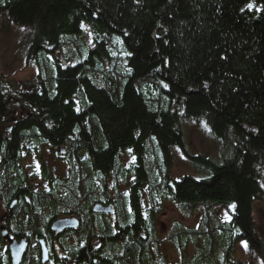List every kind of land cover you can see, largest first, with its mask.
<instances>
[{
	"label": "trees",
	"instance_id": "1",
	"mask_svg": "<svg viewBox=\"0 0 264 264\" xmlns=\"http://www.w3.org/2000/svg\"><path fill=\"white\" fill-rule=\"evenodd\" d=\"M249 2L264 5V0H0L4 14L27 29L29 55L39 50L55 55L64 45L70 49L86 29L104 37L82 65L58 69V89L33 98L34 107L44 111L34 116L37 123L51 119L54 126L48 132L61 140L88 120L92 130L81 127L80 141L107 170L116 150L150 144L171 162V148L185 149L173 108L155 112L163 100L187 117L204 118L231 155L223 164L199 158L212 171L206 180L164 178L163 186L175 189L188 205H235L230 240L243 238L253 252H260L252 212L254 200L264 192V11L246 9ZM114 33L122 36V49L113 57L109 41ZM73 55L64 60L75 62ZM106 60L127 62V78L119 73L115 78ZM95 67L105 78L102 88L91 81L97 77ZM81 103L90 118L74 114ZM103 138L105 151L98 146ZM148 163L153 184L159 173ZM214 228L226 229L220 224ZM213 230L201 231L210 243L206 250L215 261L224 250L231 258L237 239L223 242Z\"/></svg>",
	"mask_w": 264,
	"mask_h": 264
},
{
	"label": "flooded vegetation",
	"instance_id": "2",
	"mask_svg": "<svg viewBox=\"0 0 264 264\" xmlns=\"http://www.w3.org/2000/svg\"><path fill=\"white\" fill-rule=\"evenodd\" d=\"M7 82L0 78V264H229L228 251L215 261L206 250L207 237L195 228L205 217H198L193 202L184 210L164 180L152 184L144 168L124 164L132 149L120 150L103 169L80 141L81 127L91 130L88 120L56 140L48 132L51 120L37 123L34 117L42 110L23 91L32 84L22 89L21 80H14L7 89ZM83 149L87 161L80 157ZM225 208L212 210L215 226L226 228L223 242L231 221L227 212V218L222 215ZM180 220L183 225L173 227Z\"/></svg>",
	"mask_w": 264,
	"mask_h": 264
},
{
	"label": "rangeland",
	"instance_id": "3",
	"mask_svg": "<svg viewBox=\"0 0 264 264\" xmlns=\"http://www.w3.org/2000/svg\"><path fill=\"white\" fill-rule=\"evenodd\" d=\"M2 16L3 18L0 17V77L5 76L7 78L13 79V76H15L17 79H26L31 76V70L28 68L29 60L27 58L29 45L25 39L28 31L25 27L13 23L6 14H2ZM112 35L113 36L110 37L111 40L109 42H111V45L113 47L112 50L114 52H111L110 55L114 57L118 56V54L120 53L122 49V41L119 38V34L114 33ZM103 38L104 37L97 34L96 32H92L89 35H85L84 38L79 37V43L71 47L70 49L67 45H64V51L58 50L55 54L59 60H62V63L58 62L59 65L67 67L69 65L72 66L84 63L83 59H85L86 54L89 52V50L94 49L97 43ZM110 38L106 39L109 40ZM63 39L66 40L67 38ZM77 45L78 48L76 52ZM80 54L82 55L79 56ZM70 55H73L75 62L72 63L64 60ZM109 64V61L106 60V68L111 70L112 68L108 67ZM150 92L153 94V90H150ZM146 94L148 93L146 92ZM178 125L183 133L185 149H171V156H173L174 159H172L170 163H167L164 157L161 159L163 161L162 163L165 165V168L158 171V180H164V178L166 180L167 178H171L172 180H181L186 176H190L195 179L210 177L212 172L211 168L206 165L207 163L205 161L199 159V157L201 158L203 156L205 160H211L216 164H220L222 157L224 159L231 155V148L226 144V142L216 137L211 132L204 118H183L180 120ZM193 204L198 207L199 211H201L199 212L198 217H200V214L202 213V215L205 217L204 220L207 221L206 223H204L203 221H199L201 220L199 219L198 223L195 225V228H197L198 231H204L208 229V227L217 230L216 228H214L216 224L215 219L217 220V217L213 216L214 213L212 212V210L215 209L219 204L215 203L214 201H207L201 204ZM231 206L232 205H229L227 208H225L224 213H222L225 218L228 217V213V219L231 220L229 221L230 224L233 221V218L231 216L234 213V208ZM208 214L209 216L207 217ZM252 216L255 227L254 231L261 246L260 253H253V250L245 240H238L239 238H236L237 240L234 241L235 243H233L232 247L233 257L232 259L228 258L229 264H234L233 261H236V257L240 259L241 264H264V192L261 194V196L259 195V197L254 200ZM225 225H229L228 220ZM215 230L213 231L216 236L221 237L222 231ZM229 232H231L230 229ZM230 235L231 233H228V237ZM194 239L196 240L197 237H194ZM234 239L235 238H232L230 240L229 237L228 241H230L231 243V241ZM242 242H246L247 247H245L244 243ZM205 246L206 249H208L210 243H207Z\"/></svg>",
	"mask_w": 264,
	"mask_h": 264
},
{
	"label": "bare ground",
	"instance_id": "4",
	"mask_svg": "<svg viewBox=\"0 0 264 264\" xmlns=\"http://www.w3.org/2000/svg\"><path fill=\"white\" fill-rule=\"evenodd\" d=\"M87 30V33L86 35H89L90 33H92V30ZM91 37V36H89ZM119 38L120 40L122 39V36L119 35ZM122 41V40H121ZM59 51H64L63 49H60ZM125 55V53H124ZM43 56L44 59L42 60H39L38 58H41ZM27 58H28V67H31V76L26 78V79H17L16 77L11 79L9 78V82L10 81H14V80H21V85H20V88H24V84L25 83H29V84H32L33 86V89H28V88H25L23 91L24 92H27V91H30V95L28 96V100L30 99L32 102H33V105L34 106H37L36 105V102L33 100V98L36 96V97H42L45 92L49 89H58L59 87V84H60V81L62 82V80L60 79L59 77V71L58 69L60 70H66V67L64 66H61L59 65V63H62V60H58L59 63L55 60L57 59L56 55H52L50 52H44L43 54L41 53V50L39 51H35V52H31V55H29V52L27 54ZM126 61H128L127 57L125 59ZM110 62V66L112 65V73L114 75L115 78L118 77L119 74H121L122 77H124L123 79L125 80L127 78V68H128V63L127 62H120V61H109ZM83 64V63H82ZM82 64H77V65H82ZM98 63H95L93 62V65H97ZM109 66V65H108ZM127 67V68H126ZM96 68V67H95ZM130 69V68H128ZM125 72V73H124ZM119 73V74H118ZM37 76V80H34L33 79V76ZM94 75H96L97 77L96 78H92L91 81L92 83L94 84V86L96 88H102L106 85V83L104 82L105 81V78H103V74L101 73L100 74V70H98V68H96V70H94ZM126 77V78H125ZM0 78H7L5 76H2ZM112 79V78H111ZM9 82H7L5 85H7ZM33 84H40L41 86L39 87H35V85ZM10 86L7 85V89L9 88ZM19 88V89H20ZM17 88H14L13 92H16ZM12 92V93H13ZM48 95V94H47ZM51 95V94H50ZM78 99V97H76ZM163 103H168L167 100H163ZM164 104H161V105H158V108L156 110L158 111H155V112H159V113H164L166 112L167 109L170 110V108H173V111L171 114H175L176 115V119L178 121V124L180 122L181 119L183 118H187V119H193L191 117H187L183 112L182 110H177V109H174V106L171 104H167L166 106H164ZM86 105H83V103L79 104V108H75L73 109L74 111V114L75 115H80L81 118H83V115L85 116V118H90V113L88 112V110H85V107ZM168 106V107H167ZM37 108V107H35ZM38 109L41 110L40 107H38ZM44 112V111H42ZM29 116H32V113H29L28 114ZM51 120V119H49ZM40 122V121H38ZM42 122H46V121H42ZM47 123V122H46ZM49 124H53L52 123V120L50 122H48ZM54 126V125H53ZM100 127V126H99ZM53 128V127H52ZM92 130V128H90ZM100 128H98L99 130ZM2 133V132H1ZM100 137L102 138L103 137V133L101 132L100 134ZM104 141H101L102 144L98 145L100 147V149L102 150H106L107 148V142L106 140L103 138ZM183 144L185 145V141L183 139ZM130 149H132V154L131 155H126L125 154V160H124V164L129 166L130 168H132V170L134 171H137L140 169V167L144 168L145 171L149 174V177L151 179V181L154 179V177L152 176V173L150 171V168H149V162L153 163L156 167H157V171H160V170H163L165 168V165L162 163L163 161L161 160L166 154L163 150H160L158 149L156 146L154 145H150V144H141V147L137 148V147H134V146H131V148H127L126 151H130ZM173 149V148H171ZM87 150H89L87 148ZM86 149H83V150H80L79 151V154H80V157L82 158H85V160H89L90 158V155L88 153ZM125 151V150H124ZM124 151H121V152H124ZM119 150H116V156H119L120 153ZM170 153H171V150H170ZM137 155L139 156H142L144 157L145 159L139 161L137 159ZM150 157V158H149ZM200 158V157H199ZM202 159H204V157L202 156L201 157ZM171 159H174L173 156H171ZM227 158H224L222 157V160H221V163L220 164H223V162L226 160ZM100 161L103 162V160L101 159ZM211 161V160H210ZM170 162V159L167 161V163ZM112 172L115 173V169L112 168ZM184 178V177H183ZM207 178H203V179H197V180H206ZM175 181H180V180H175ZM179 203H181V205L183 206V209L184 210H189V206H188V203L184 200H181L178 198ZM197 210V213L201 212L199 211L198 207L196 208ZM169 218H165V223L168 224L169 222ZM183 225V221L180 220L179 222H176L173 227L175 228H178L180 226Z\"/></svg>",
	"mask_w": 264,
	"mask_h": 264
},
{
	"label": "snow or ice",
	"instance_id": "5",
	"mask_svg": "<svg viewBox=\"0 0 264 264\" xmlns=\"http://www.w3.org/2000/svg\"><path fill=\"white\" fill-rule=\"evenodd\" d=\"M245 8L248 10H255L257 12L264 11V5L257 7L254 2H249L248 4L245 5ZM244 10L245 9H241V11H244ZM165 87H167V85H165ZM231 207L235 208V205H232ZM242 243H244L245 247H247L246 242H242Z\"/></svg>",
	"mask_w": 264,
	"mask_h": 264
},
{
	"label": "water",
	"instance_id": "6",
	"mask_svg": "<svg viewBox=\"0 0 264 264\" xmlns=\"http://www.w3.org/2000/svg\"><path fill=\"white\" fill-rule=\"evenodd\" d=\"M0 135H1V132H0Z\"/></svg>",
	"mask_w": 264,
	"mask_h": 264
}]
</instances>
